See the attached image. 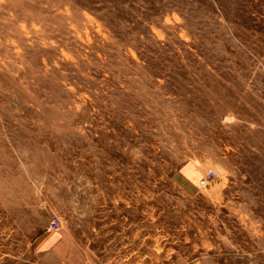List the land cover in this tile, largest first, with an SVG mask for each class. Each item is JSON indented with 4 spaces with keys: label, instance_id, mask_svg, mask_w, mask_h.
I'll list each match as a JSON object with an SVG mask.
<instances>
[{
    "label": "rangeland",
    "instance_id": "obj_1",
    "mask_svg": "<svg viewBox=\"0 0 264 264\" xmlns=\"http://www.w3.org/2000/svg\"><path fill=\"white\" fill-rule=\"evenodd\" d=\"M0 264H264V0H0Z\"/></svg>",
    "mask_w": 264,
    "mask_h": 264
},
{
    "label": "crops",
    "instance_id": "obj_2",
    "mask_svg": "<svg viewBox=\"0 0 264 264\" xmlns=\"http://www.w3.org/2000/svg\"><path fill=\"white\" fill-rule=\"evenodd\" d=\"M47 234L41 235L35 239L34 246L37 251V255H39L40 259H51L50 262L56 261L58 262L61 259L60 255H63L61 251L55 248L53 245L47 244L49 241V237L47 238ZM45 244V245H44Z\"/></svg>",
    "mask_w": 264,
    "mask_h": 264
},
{
    "label": "built area",
    "instance_id": "obj_3",
    "mask_svg": "<svg viewBox=\"0 0 264 264\" xmlns=\"http://www.w3.org/2000/svg\"><path fill=\"white\" fill-rule=\"evenodd\" d=\"M211 176H214V172L213 171H211L209 174H207L204 178H201L199 182L202 185H207L208 182H209L208 180H210ZM58 223H59L58 220H55V221H53L51 223V225L54 226V227H56V225H58Z\"/></svg>",
    "mask_w": 264,
    "mask_h": 264
}]
</instances>
